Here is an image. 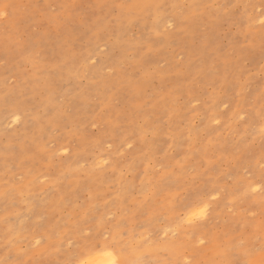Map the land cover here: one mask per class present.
<instances>
[{
  "label": "rangeland",
  "instance_id": "obj_1",
  "mask_svg": "<svg viewBox=\"0 0 264 264\" xmlns=\"http://www.w3.org/2000/svg\"><path fill=\"white\" fill-rule=\"evenodd\" d=\"M0 13V264H70L96 228L129 262L264 260V0Z\"/></svg>",
  "mask_w": 264,
  "mask_h": 264
},
{
  "label": "snow or ice",
  "instance_id": "obj_2",
  "mask_svg": "<svg viewBox=\"0 0 264 264\" xmlns=\"http://www.w3.org/2000/svg\"><path fill=\"white\" fill-rule=\"evenodd\" d=\"M210 195V193L196 192L192 202L185 206L184 214L180 217L181 222L190 228H198L207 224L212 209L210 200L206 197ZM78 247L80 250L70 264H141V262H129L122 259L128 251L122 237L113 236L111 231L106 234L102 228L92 229L85 234ZM261 251L264 252V249ZM100 256L105 257L106 260L101 261L98 259ZM260 264H264V260Z\"/></svg>",
  "mask_w": 264,
  "mask_h": 264
},
{
  "label": "bare ground",
  "instance_id": "obj_3",
  "mask_svg": "<svg viewBox=\"0 0 264 264\" xmlns=\"http://www.w3.org/2000/svg\"><path fill=\"white\" fill-rule=\"evenodd\" d=\"M100 260H101V261H104V260H106V258H101Z\"/></svg>",
  "mask_w": 264,
  "mask_h": 264
}]
</instances>
